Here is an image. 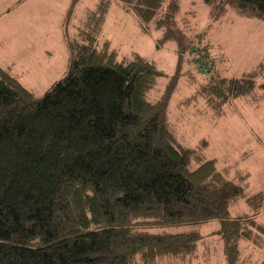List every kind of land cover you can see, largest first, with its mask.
Wrapping results in <instances>:
<instances>
[{"label":"trees","instance_id":"trees-1","mask_svg":"<svg viewBox=\"0 0 264 264\" xmlns=\"http://www.w3.org/2000/svg\"><path fill=\"white\" fill-rule=\"evenodd\" d=\"M118 1L183 53V0ZM202 1L210 25L230 8L264 18V0ZM106 10L99 2L73 39L64 33L68 69L41 97L0 66V264H156L193 252L202 236L151 229L208 220L219 221L226 264H240L241 241L260 242L254 216L264 193L244 198L249 215L231 216L242 186L178 142L168 123L178 70L168 76L136 52L118 58L100 38ZM193 52L199 66L211 59L210 72L200 71L210 105L252 92L264 72L259 63L220 76L204 47ZM161 77L167 82L152 99Z\"/></svg>","mask_w":264,"mask_h":264},{"label":"rangeland","instance_id":"rangeland-1","mask_svg":"<svg viewBox=\"0 0 264 264\" xmlns=\"http://www.w3.org/2000/svg\"><path fill=\"white\" fill-rule=\"evenodd\" d=\"M101 1L107 10L100 38L110 42L118 58L136 52L168 76L178 70L176 88L167 102L168 123L178 142L199 149L202 161L213 160L226 180L242 186L243 195L230 206L231 216L249 215L244 198L264 193V85L259 86L264 84V72L252 92L210 105L203 90L209 78L201 74L193 50L204 47L212 58L225 55V61L214 65L219 75L240 76L264 65V38L257 33L264 30V18H246L230 8L220 23L210 25L209 6L202 0H183L179 28L186 35V48L179 53L176 40H161L153 20L139 23L118 0H0V65L41 97L68 69L70 51L64 33L73 39L85 14ZM166 82L167 77L159 78L150 98L160 96ZM256 224L260 242L241 241L240 264L264 260V213ZM218 228V220H208L151 229L170 234L198 230L202 236L193 252L181 258L162 257L156 264H226Z\"/></svg>","mask_w":264,"mask_h":264},{"label":"crops","instance_id":"crops-1","mask_svg":"<svg viewBox=\"0 0 264 264\" xmlns=\"http://www.w3.org/2000/svg\"><path fill=\"white\" fill-rule=\"evenodd\" d=\"M246 18H249V17H246ZM260 20H262V19H260ZM262 21H264V20H262ZM257 33H258L259 37L264 38V30H258ZM263 41H264V40H263ZM213 58L216 59V60H215L216 63H217V61H218V62H221L222 60L225 61V55H221L220 57H213ZM227 63H228V62H227ZM0 66H1V65H0ZM1 67L5 68L4 66H1ZM5 69H6V68H5ZM7 69H8V68H7ZM245 71H247V70H244V72H242L241 74L245 73ZM241 74H240V75H241ZM231 77H238V76H234V75L232 76V75H231ZM260 85H264V84L260 83L259 86H260ZM263 213H264V210H263L262 213H260L259 215L254 216V217H255V220H256L257 218H259L260 216H262ZM218 229H219V228H218ZM218 229H217V230H218ZM220 240H221V239H220Z\"/></svg>","mask_w":264,"mask_h":264},{"label":"built area","instance_id":"built-area-1","mask_svg":"<svg viewBox=\"0 0 264 264\" xmlns=\"http://www.w3.org/2000/svg\"><path fill=\"white\" fill-rule=\"evenodd\" d=\"M200 67V71L203 73V74H207L210 72V70L212 69L211 67V59H204L202 62H201V65L199 66Z\"/></svg>","mask_w":264,"mask_h":264}]
</instances>
